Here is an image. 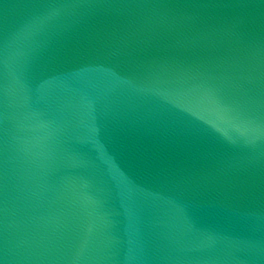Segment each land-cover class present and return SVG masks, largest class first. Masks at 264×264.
<instances>
[{
    "label": "water",
    "instance_id": "water-1",
    "mask_svg": "<svg viewBox=\"0 0 264 264\" xmlns=\"http://www.w3.org/2000/svg\"><path fill=\"white\" fill-rule=\"evenodd\" d=\"M0 264H264V0H0Z\"/></svg>",
    "mask_w": 264,
    "mask_h": 264
}]
</instances>
